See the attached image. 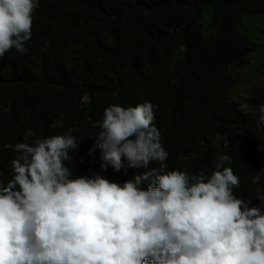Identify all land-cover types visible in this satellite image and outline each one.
I'll return each instance as SVG.
<instances>
[{"label": "clouds", "instance_id": "1", "mask_svg": "<svg viewBox=\"0 0 264 264\" xmlns=\"http://www.w3.org/2000/svg\"><path fill=\"white\" fill-rule=\"evenodd\" d=\"M39 4L0 0V81L21 70L5 72L21 53L40 57L50 47L33 38ZM263 82L243 90L240 77L238 94ZM158 108L151 101L105 108L86 163L92 175H74L67 163L83 139L70 128L31 143L29 130L7 144L13 158L0 157V264H264V183L258 202L240 197L241 179L223 152L211 172L172 166L170 124ZM239 110L263 129L264 103L252 109L245 99ZM215 137L226 148L239 140L222 129ZM109 167L122 178L99 175Z\"/></svg>", "mask_w": 264, "mask_h": 264}, {"label": "trees", "instance_id": "2", "mask_svg": "<svg viewBox=\"0 0 264 264\" xmlns=\"http://www.w3.org/2000/svg\"><path fill=\"white\" fill-rule=\"evenodd\" d=\"M254 16L264 17V0H40L33 38L50 47L40 57L21 53V61L5 68L23 65L0 81V157L8 164L13 154L5 146L29 130L31 143L70 128L83 139L67 163L74 175H92L86 163L105 108L151 101L170 124L164 137L172 166L211 172L214 157L228 154L234 162L226 166L241 179L237 194L258 202L264 126L239 104L264 103V82L239 95L240 77L233 73L261 47L239 30ZM219 129L234 131L237 146L219 142ZM105 174L121 175L111 167L100 170Z\"/></svg>", "mask_w": 264, "mask_h": 264}, {"label": "rangeland", "instance_id": "3", "mask_svg": "<svg viewBox=\"0 0 264 264\" xmlns=\"http://www.w3.org/2000/svg\"><path fill=\"white\" fill-rule=\"evenodd\" d=\"M261 28V29H259ZM240 32L254 42L261 45L257 54L254 53L252 63L246 68H238L235 73L241 77L243 90H250L254 85L260 84L264 77V17H247L239 28Z\"/></svg>", "mask_w": 264, "mask_h": 264}]
</instances>
